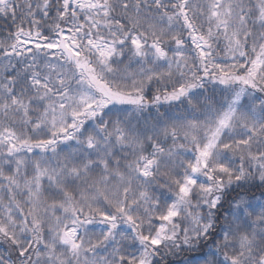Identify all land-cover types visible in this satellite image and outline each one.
<instances>
[{
    "label": "snow or ice",
    "instance_id": "snow-or-ice-1",
    "mask_svg": "<svg viewBox=\"0 0 264 264\" xmlns=\"http://www.w3.org/2000/svg\"><path fill=\"white\" fill-rule=\"evenodd\" d=\"M0 264H264V0H0Z\"/></svg>",
    "mask_w": 264,
    "mask_h": 264
}]
</instances>
